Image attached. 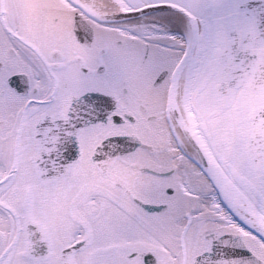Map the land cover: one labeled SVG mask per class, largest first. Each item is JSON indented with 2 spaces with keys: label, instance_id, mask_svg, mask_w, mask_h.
<instances>
[{
  "label": "snow or ice",
  "instance_id": "snow-or-ice-1",
  "mask_svg": "<svg viewBox=\"0 0 264 264\" xmlns=\"http://www.w3.org/2000/svg\"><path fill=\"white\" fill-rule=\"evenodd\" d=\"M0 264H264V0H0Z\"/></svg>",
  "mask_w": 264,
  "mask_h": 264
}]
</instances>
